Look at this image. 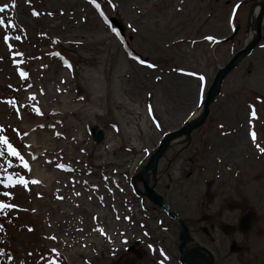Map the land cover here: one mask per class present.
<instances>
[{
	"label": "rangeland",
	"instance_id": "obj_1",
	"mask_svg": "<svg viewBox=\"0 0 264 264\" xmlns=\"http://www.w3.org/2000/svg\"><path fill=\"white\" fill-rule=\"evenodd\" d=\"M255 1L111 0L106 13L111 20L104 22L86 0H0L5 9L0 12V127L24 135L23 144L16 134L10 143L32 169L19 171V161L3 145L0 164L7 167L11 161L12 167L0 169V177L40 181L13 189L0 183V203L15 206L0 212V253L5 254L0 264H59L63 256L67 264H143L126 250L150 235L147 243L164 247L170 258L176 255V225H168L144 197L133 196L131 186L162 136L200 111L218 69L246 42ZM36 10L40 14L34 16ZM238 26L233 42L214 46ZM47 40L70 45L77 50L70 56L90 61L78 67L82 98L75 93L76 78L56 55L37 57L41 62L26 71V52L31 58ZM259 116L264 119V41L226 79L204 126L190 142L181 139L171 146L158 166L156 190L176 211L190 206L186 214L195 223L192 233L201 239L197 220L217 213L221 203L241 196L264 200L263 183L248 191L262 180L251 166L244 193L227 188L237 177L234 167L241 172L249 162L264 168L263 129L251 136ZM91 128L103 130L104 140L95 142ZM115 144V150L107 149ZM137 188L143 191L140 183ZM210 188L221 193L213 196ZM161 218L168 231L159 224ZM101 227L114 247L96 233ZM122 231L128 236L123 245L118 242ZM48 247L50 253L38 254ZM144 250L145 264H157L159 256L146 245ZM220 264H232V259Z\"/></svg>",
	"mask_w": 264,
	"mask_h": 264
},
{
	"label": "snow or ice",
	"instance_id": "obj_2",
	"mask_svg": "<svg viewBox=\"0 0 264 264\" xmlns=\"http://www.w3.org/2000/svg\"><path fill=\"white\" fill-rule=\"evenodd\" d=\"M12 7H15V4L12 5ZM5 11L4 8L0 7V12ZM34 16L38 15V13L33 12L32 13ZM17 39H19V37H17ZM208 39H211V37H208ZM66 63V62H65ZM67 67H71V65H67ZM147 67L152 68L153 65H147ZM21 77H26V74L21 72L20 73ZM201 81H203V77L199 78ZM30 99L35 100L36 97L32 96L30 97ZM149 111H151V108H149ZM37 114L38 115H43V113L39 112V109H37ZM5 131L4 128H0V132ZM60 134L57 133V136H59ZM255 134H253V138H254ZM0 145H4L6 146V148L8 149L7 151V155L9 157H14L16 160L21 161V168L27 170L28 172H31L32 169L30 167V164L27 160H25V157L9 142L8 138L5 137H0ZM29 147H31V145H29ZM4 155V149L0 148V157H3ZM32 160H36L37 157L35 156H31ZM12 167V162L9 161L7 164V167H5V165L0 164V169H3L4 171H7L9 168ZM62 167V166H61ZM70 171V170H69ZM0 183H2L3 188L4 189H13L17 186V184L19 185H23L25 188L28 187L29 183L32 185H36L38 183H40V181L38 180H27L24 177H17L14 176L12 174H8L6 176L0 177ZM79 195V193H77ZM3 196L4 197H8L9 193L7 191L3 192ZM103 199V198H101ZM13 207H15L14 205H10L8 203H0V212H6L8 210H11ZM0 231H3V227L2 225H0ZM28 231H33V229H28ZM79 231H83V229H79ZM98 231H100L101 233H103V229H99ZM51 239H55V237H51ZM0 255H5L4 253H0ZM58 255V253H57Z\"/></svg>",
	"mask_w": 264,
	"mask_h": 264
},
{
	"label": "bare ground",
	"instance_id": "obj_3",
	"mask_svg": "<svg viewBox=\"0 0 264 264\" xmlns=\"http://www.w3.org/2000/svg\"><path fill=\"white\" fill-rule=\"evenodd\" d=\"M264 0H259V3L257 5V7L252 11V14H251V24H250V31H249V37L248 39L250 40L253 35H254V27H255V21H256V18L258 16V12H259V9H260V4L263 2ZM199 111H196V113H194L192 116H191V121H195L196 119H198L199 117Z\"/></svg>",
	"mask_w": 264,
	"mask_h": 264
},
{
	"label": "water",
	"instance_id": "obj_4",
	"mask_svg": "<svg viewBox=\"0 0 264 264\" xmlns=\"http://www.w3.org/2000/svg\"><path fill=\"white\" fill-rule=\"evenodd\" d=\"M259 31H260V22H259ZM231 66H232V64H230V65L228 66V68H227V70L225 71V73H226L227 71L230 70ZM221 77H222V76H219V77H218V79H217L215 85L213 86L212 90L210 91V93H209V98H208V100H207V102H206V106H208V104H209L210 101L212 100V97H213V95H214V93H215V91H216V84H217L218 80H219Z\"/></svg>",
	"mask_w": 264,
	"mask_h": 264
}]
</instances>
